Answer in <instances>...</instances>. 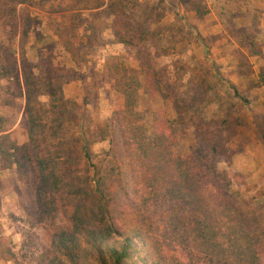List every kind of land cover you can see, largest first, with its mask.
<instances>
[{
	"label": "trees",
	"instance_id": "trees-1",
	"mask_svg": "<svg viewBox=\"0 0 264 264\" xmlns=\"http://www.w3.org/2000/svg\"><path fill=\"white\" fill-rule=\"evenodd\" d=\"M26 1L0 0V19L12 27L18 18L19 27L17 54L0 41V81L7 79L8 89L24 96L27 136L19 144L11 131L0 127V170L15 166L19 176L32 175L36 180V207L29 212L28 223L50 229L55 256L46 264H264V208L248 206L229 193L226 172L215 167L222 157L229 158L220 137L226 119L192 120L210 153V160L204 162L193 154L175 155L174 131L161 121L155 122L148 135L137 110L141 87L163 99L175 88L161 82L150 54H172L196 42L211 47L223 38L198 32V22L207 12L197 6L202 0L180 3L181 10L170 5L174 19L167 24L161 22L163 12L147 0H85L84 7L90 9L106 4L113 16L115 41L136 48L141 57L140 71L120 65L115 72V90L122 103L105 122L95 121L81 105L64 96L62 86L69 79L58 67L48 64L41 74L34 72L35 65L25 55L29 17L16 8ZM229 24L234 27L230 19ZM252 27L242 22L234 31L225 27V33L235 37L249 57H259L264 41H257ZM173 65L177 82L189 72L182 85L184 95L172 100L181 123L186 113L197 111L208 97L214 67L206 61L189 67L174 60ZM258 84L264 87L263 68ZM41 96L47 97L46 102ZM113 128L131 174L133 196L128 202L131 214L123 215L119 225L111 217L113 187L95 177L91 151L99 141L109 139L112 144ZM110 154L113 160L108 172L126 194L112 146ZM72 158L80 163L81 172L68 175L63 165ZM208 182L214 192H205ZM160 200L170 203L161 218L163 229L147 213V206ZM59 213L64 226L55 222Z\"/></svg>",
	"mask_w": 264,
	"mask_h": 264
},
{
	"label": "rangeland",
	"instance_id": "rangeland-1",
	"mask_svg": "<svg viewBox=\"0 0 264 264\" xmlns=\"http://www.w3.org/2000/svg\"><path fill=\"white\" fill-rule=\"evenodd\" d=\"M186 1L188 0H147L149 4L157 5L159 13L163 12L161 22L166 23L173 18L169 6L181 10L180 3ZM85 4V0H27L24 4H17L16 8L20 13L26 12L29 17L30 32L25 44V55L35 65L34 72L41 74L48 64L58 67L64 77L69 79L62 86L64 96L72 98L76 105H81L95 121L105 122L111 117L113 109L122 103V96L115 90V80L118 76L115 72L119 66L124 65L137 72L141 69V57L137 49L117 46L113 47L109 54H100L97 42L93 44L85 38L83 21L70 25L67 30L62 29L63 32H59L58 27L54 25L56 23H53L49 30L43 29L44 36L36 30L39 19L35 13L38 10L47 12L52 9L54 14L57 13L56 19L61 20L69 14L68 10L83 8ZM197 6L206 9L203 17L209 18L213 2L197 1ZM202 19L198 22L202 36L223 38L211 47L196 42L183 50L175 49L172 54L157 57L150 54L154 70L158 71L161 82L175 85V88L173 93L169 92V96L163 99L160 95L141 87L138 92L137 110L142 115L148 135H151L155 122L161 121L174 131L175 143L172 151L175 155L193 154L204 162L210 160V153L197 136L192 120L226 119L220 126V137L229 158L227 160L222 157L215 167L226 172L229 178V193L248 206L264 208V137L259 138V133L264 136V87L258 84V72L260 68L264 69V51L259 57H249L240 50L235 37L226 36L225 27L234 31L241 26L242 21H237L233 27L229 24V19L225 18L221 27L211 31L207 29L208 26L202 24ZM16 20V25L11 27L0 19V41L9 45L15 54L18 52L19 31L18 18ZM220 28L222 30L218 32ZM252 29L256 32L257 41L262 43L263 27L259 30L254 23ZM37 35L42 39L38 44L35 43ZM165 44L167 42H164ZM174 60L182 61L189 67L206 61L214 67L212 88L208 97L197 111L186 113L181 123L172 100L175 96L184 95L182 85L186 83L189 72L177 82ZM40 99L46 102L47 97L41 96ZM24 104V96L17 89H8L7 79H2L0 127L11 131L19 144L27 139ZM110 140L112 144L109 139L95 143L91 151L95 177L113 187L111 217L119 225L123 215L131 214L128 204L133 200L130 194L131 174L116 128L112 129ZM111 146L116 153L115 161L119 165L126 194L115 184L108 172L109 161L113 160L110 154ZM79 167L80 163L72 158L71 163L63 165V171L68 175L75 171L81 172ZM35 183L32 175L19 176L15 166L0 170V264H46L55 256L51 247L50 229L41 225L33 227L28 223L29 212L36 207ZM214 191V186L208 182L205 192ZM169 208V201L160 200L149 204L147 213L151 221L163 229L161 218ZM55 222L59 226L66 224L61 213L56 215Z\"/></svg>",
	"mask_w": 264,
	"mask_h": 264
},
{
	"label": "crops",
	"instance_id": "crops-1",
	"mask_svg": "<svg viewBox=\"0 0 264 264\" xmlns=\"http://www.w3.org/2000/svg\"><path fill=\"white\" fill-rule=\"evenodd\" d=\"M211 2H213V7L210 9L209 18L203 17L202 19V24L208 26L207 29L216 31V27H221L223 20L226 18L227 20L230 19L235 24L237 21H242L246 24L256 23L259 30H261L263 27L264 31V0H211ZM67 12H69V14L66 15L65 18L59 20L56 19L57 13L54 14L52 9H49L47 12L45 10L44 12L42 10H38L35 13L38 15L37 19H39V25L36 27V30H39L40 34L42 33L44 36L45 34H43V31L45 29L49 30V26H52L53 23H56L54 25L58 27V31L60 30L63 32V30H67L70 25H74L77 22L81 23V21H83L82 27H84L85 38L89 40V42L91 41L93 44L97 42V48L100 54L111 53V49L113 47H124L122 44L117 43L114 39V34L112 31L113 16L107 11L106 4L91 9L86 7L73 8ZM173 19L174 16L171 20H169V22L173 21ZM162 23L167 24L166 22ZM78 27H80V25H78ZM197 30L198 32L200 31L199 33L201 34L199 26H197ZM221 30L222 28L218 29L217 31L221 32ZM37 36L35 37V43L38 44V42L42 39Z\"/></svg>",
	"mask_w": 264,
	"mask_h": 264
}]
</instances>
